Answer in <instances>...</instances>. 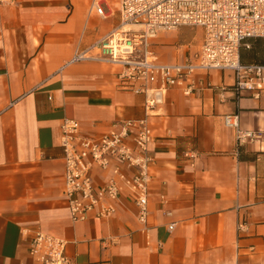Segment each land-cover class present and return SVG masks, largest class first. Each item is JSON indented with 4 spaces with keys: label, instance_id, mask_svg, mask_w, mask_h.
<instances>
[{
    "label": "crops",
    "instance_id": "obj_1",
    "mask_svg": "<svg viewBox=\"0 0 264 264\" xmlns=\"http://www.w3.org/2000/svg\"><path fill=\"white\" fill-rule=\"evenodd\" d=\"M118 1L101 0L104 16L91 0L0 2V264H39L27 251L38 229L67 240L72 264L264 263V91L237 93L230 69L197 70L188 94L169 88L148 115L147 231L127 191L111 216L71 219L62 119L77 118L82 132L97 134L116 118L144 114V93L114 66L83 60L59 70L76 48L119 23ZM202 37L201 27L185 24L159 31L151 48L159 61H180ZM240 59L264 62V38H245ZM233 112L238 128L255 137L239 140L225 125L223 115ZM110 173L93 167L97 184Z\"/></svg>",
    "mask_w": 264,
    "mask_h": 264
},
{
    "label": "built area",
    "instance_id": "obj_2",
    "mask_svg": "<svg viewBox=\"0 0 264 264\" xmlns=\"http://www.w3.org/2000/svg\"><path fill=\"white\" fill-rule=\"evenodd\" d=\"M91 5L98 14L105 15L101 0H91ZM118 11L119 23L97 40L76 48L59 70L83 60L114 66L128 87L144 93V114L116 118L97 134L82 132L77 118H63L59 125L63 195L71 219L81 220L90 213L103 218L111 216L120 194L127 191L136 204L137 219L147 231L152 159L148 144L153 138L148 115L164 101L169 88L178 87L188 94L194 87L197 70L230 69L237 93L259 96L264 91V62H242L240 47L247 37L264 38V0H119ZM129 24L137 27L126 26ZM185 24L202 27L198 48L183 60L159 61L152 51L151 38L159 31ZM223 121L237 130L239 140L257 135L253 130L238 128L237 113H225ZM184 154L195 155L193 151ZM95 165L111 172L98 184L93 174ZM244 226V220L237 221V230ZM27 243L28 254L39 264H72L65 252L67 240L59 235L38 229Z\"/></svg>",
    "mask_w": 264,
    "mask_h": 264
},
{
    "label": "bare ground",
    "instance_id": "obj_3",
    "mask_svg": "<svg viewBox=\"0 0 264 264\" xmlns=\"http://www.w3.org/2000/svg\"><path fill=\"white\" fill-rule=\"evenodd\" d=\"M129 25H135V24H129ZM129 25H126V26H129ZM131 27V26H130ZM134 27H137V25H135Z\"/></svg>",
    "mask_w": 264,
    "mask_h": 264
},
{
    "label": "rangeland",
    "instance_id": "obj_4",
    "mask_svg": "<svg viewBox=\"0 0 264 264\" xmlns=\"http://www.w3.org/2000/svg\"><path fill=\"white\" fill-rule=\"evenodd\" d=\"M129 26H131V27H134L135 25H129ZM198 26V25H197ZM199 27H201V26H199ZM202 28V27H201ZM203 30V29H202ZM200 45V44H199Z\"/></svg>",
    "mask_w": 264,
    "mask_h": 264
}]
</instances>
